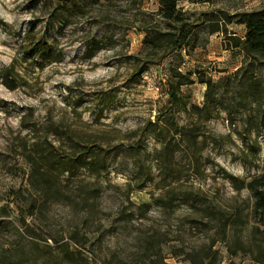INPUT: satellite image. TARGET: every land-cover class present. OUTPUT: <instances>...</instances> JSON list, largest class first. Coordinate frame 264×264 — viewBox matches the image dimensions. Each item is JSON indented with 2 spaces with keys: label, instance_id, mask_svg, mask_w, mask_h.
I'll return each instance as SVG.
<instances>
[{
  "label": "rangeland",
  "instance_id": "374dc122",
  "mask_svg": "<svg viewBox=\"0 0 264 264\" xmlns=\"http://www.w3.org/2000/svg\"><path fill=\"white\" fill-rule=\"evenodd\" d=\"M70 1L79 5L80 0ZM200 1L179 0L178 7L191 19L214 10L235 14L264 8V0ZM42 2L0 0V71L16 59L18 85L11 91L0 82V259L69 264L61 260L67 250L71 264H149L142 255L143 241L149 240L160 244L158 264H193L186 254L195 264H206L213 251L217 264H257L252 245L264 247V232L245 188L264 172V128L247 127L254 105L203 123L193 147L172 143L175 151L165 164L156 160L161 145L147 126L166 103L170 67L195 81L180 88L187 107L203 103L205 86L196 81V72L210 77L218 92L228 91L223 104L238 100V90L232 82L226 87V78L243 64L240 51L225 50L222 35L200 31L206 44L181 57L169 55L132 78L144 39L133 7L122 0H82L83 11L68 9L67 26L61 28L50 20L55 1ZM157 8V0L140 5L147 13ZM32 28L30 37H43L61 51V63L39 70L22 60L19 48L29 45L23 35ZM228 30L239 37L245 33L243 25ZM104 33L112 36L113 48L88 52L85 40ZM256 74L264 76V69ZM23 116L30 131L22 128ZM186 120L183 113L176 116L179 126ZM32 142L41 150L90 147L103 159L104 170L98 177L80 170L67 181L64 175L34 190L25 160ZM151 196H165L171 205L158 208ZM238 214L235 241L230 221ZM74 232L86 238L85 247L70 241Z\"/></svg>",
  "mask_w": 264,
  "mask_h": 264
},
{
  "label": "trees",
  "instance_id": "16d2710c",
  "mask_svg": "<svg viewBox=\"0 0 264 264\" xmlns=\"http://www.w3.org/2000/svg\"><path fill=\"white\" fill-rule=\"evenodd\" d=\"M47 0L42 2L45 5ZM52 1V0H51ZM55 7L50 14V20L59 22L61 28L67 26V16L70 10L83 11L84 7L79 1V5L70 0H54ZM96 3L97 0H95ZM109 2L111 0H104ZM125 1L132 10L134 9L133 18L136 19V30L143 34L142 49L139 57L140 67L136 70V74L140 77L150 66L157 65L169 55L181 57L182 53H188L198 47L203 46L207 42V38L199 39L200 31H204L209 37L214 34L222 35L224 38L223 45L225 50L238 49L244 57L243 64L238 67L234 73L226 78V87L231 86V82L238 90V100L235 98L229 104H223L224 93L227 90L218 92V85L212 79L202 72H196V81L205 86L203 94V103L201 107L190 105L187 107L182 100L180 88L194 84L191 74H184L177 68L170 67L168 70L165 105L158 111L153 122L149 121V131L154 138L160 143L161 147L157 152L156 160L159 164H165V158L173 156L174 147L172 143L178 145L195 146L199 137V127L208 122L210 119L225 112L229 117L231 114L237 113L240 108H246L248 105H254V114L247 119V127L250 130L259 131L264 128V76H258L257 70L264 69V8L256 11L241 12L228 14L223 10H214L210 12H201L196 19H191L190 14L178 7L179 0H157L158 8L156 12H143L140 9L142 0H122ZM202 3L212 2V0H202ZM101 7H104L102 5ZM132 12V11H131ZM132 20V14H131ZM107 21V20H104ZM232 24L243 25L245 33L243 37H239L234 33H230L228 26ZM106 25H109L108 23ZM132 25V24H131ZM60 28V29H61ZM132 28V26L130 27ZM129 28V29H130ZM33 29H29L24 35L22 42L29 40V45L20 46V54L23 61L34 62L39 70L45 67V64L61 63L63 55L60 50H55L53 42L48 43L43 37L36 39ZM30 37V38H29ZM112 36L103 34L100 37H91L85 40V46L88 52H95L101 49H112L114 46ZM132 58V57H130ZM16 59L5 69L0 71V82L8 90H15L16 74L13 72ZM131 78V79H132ZM136 83L138 80H131ZM237 88V89H236ZM184 114L188 117L183 126H179L176 116ZM26 117L21 118L23 129L30 131L26 124ZM177 139V140H176ZM78 147V148H77ZM173 147V148H172ZM41 146L32 142L30 148L25 151V160L27 161L30 171L28 174V184L34 190L37 186L46 184L50 179L60 181V177L66 175L65 180L73 178L78 171L84 170L89 176L98 177L100 172L104 170L103 159L92 148H85L81 144H74L70 148L62 146L52 147L50 149L41 150ZM100 149V148H97ZM25 150V147H24ZM63 153V155H61ZM42 187V186H41ZM52 188V186H49ZM140 188V187H139ZM245 188L249 191L253 200L252 212L258 218V226L264 232V172L258 176L252 177L245 184ZM58 192V190L56 189ZM92 192L97 191L93 185ZM60 192V191H59ZM84 201H89L90 197H82ZM55 199V198H53ZM152 204L158 208L166 209L171 204L170 200L165 196H151ZM168 203V204H167ZM148 206V204H142ZM141 207L138 206L137 210ZM227 219H231L230 217ZM240 221V215H236L231 219L230 226L233 228L235 241L237 233L235 232ZM228 222V220H227ZM226 228V224L224 226ZM256 230L259 228L256 226ZM78 233H72L70 241L78 247H85L86 238L78 236ZM143 258L149 264H158L160 252V244L154 245L152 241L144 240ZM56 243V242H55ZM256 245V246H255ZM68 246V243H65ZM253 259L257 264H264V247L253 244ZM76 256L81 257L79 250L75 252ZM215 251L208 258L206 264H217ZM67 250L62 251L63 259L71 264ZM70 256V257H71ZM187 261L193 262V258L186 254ZM82 259V257L80 258ZM162 264H165L161 261ZM0 264H29L24 258L0 259ZM32 264V263H30ZM199 264H205L203 260Z\"/></svg>",
  "mask_w": 264,
  "mask_h": 264
}]
</instances>
